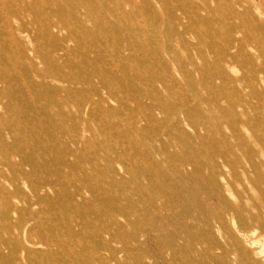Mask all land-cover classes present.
I'll return each instance as SVG.
<instances>
[{"label": "rangeland", "instance_id": "rangeland-1", "mask_svg": "<svg viewBox=\"0 0 264 264\" xmlns=\"http://www.w3.org/2000/svg\"><path fill=\"white\" fill-rule=\"evenodd\" d=\"M211 2L63 0V3H45L42 17L29 18L33 36L26 45L32 49L40 45L41 58L34 51L30 55L45 76L51 71L53 76L48 77L49 83L43 84L36 71L26 70L28 60L17 61L19 76L10 83L14 99L9 118L18 120L15 127L28 137L31 146L48 137L50 132L44 134L40 131L52 125L56 134L62 132L63 145L80 147L77 157L62 149L51 160L52 155L48 152L47 162L52 163L53 169L57 157L65 158L77 169L71 170L66 165L62 174L50 170L54 182L60 180L59 192L51 190L50 194L53 199L56 192L61 197L51 203V224L66 230L70 239L84 240L83 245L90 251L96 249L99 239L109 241L111 251L118 259L112 264H177L182 260L174 251L183 248L188 240L193 241L195 247L190 256L195 257L193 264H210L213 259L207 256L212 246L208 226L215 222L211 219L213 216L200 214L196 203L187 194L193 189L201 191L202 187L205 192L210 190L212 193L214 185L208 183V179L215 174L211 168H215L219 176L220 171L230 170L228 166L224 167L225 161L234 170L236 168L240 180V184L235 183L234 193L238 191L245 204H252V213L264 209L260 196L262 188L257 186L261 179L259 161H264V140L260 141L264 139V86L254 90L242 82L230 83L216 75L217 63L228 56L227 50L217 55V47L210 43L213 39L206 35L199 38L195 29L200 31L201 27L195 25L193 15L199 25L203 24L202 27L215 34L223 31L229 41L235 38V32H231L229 26H235L237 22L232 21L234 18L224 8L227 6L224 1L219 7L218 3ZM43 17L58 25L64 24L63 38L59 42L66 50L67 60L62 59L60 68L55 61L54 67L46 63L50 56L58 62L60 60L53 54L58 44L53 39L55 28L48 30ZM259 22L262 30L252 29L245 44L254 57L253 63L247 64L244 58L221 63L229 69L232 77L264 78V19ZM48 38L52 39V44ZM216 40L219 47L220 40ZM187 44L191 47L187 48ZM58 53L62 55L63 49ZM43 54L47 57L45 60ZM156 59L166 67L168 78L176 82L181 96L165 92L162 83L155 81ZM206 59L212 64L210 69H202V61L207 62ZM179 60H192L194 66L182 69L176 63ZM208 78L225 96L218 105L207 87ZM21 82L28 86L26 91ZM34 82L42 84L41 92L34 90ZM113 82L118 85L111 86ZM50 83L70 91L62 93L56 88L54 94ZM96 92L107 101L110 110L85 114L88 123L75 127L80 103L88 97L90 101L99 99L101 96ZM243 97L250 103L248 114V108L240 104ZM49 116L55 117L54 120ZM56 127H59L57 131ZM5 130L0 126V137ZM88 141L92 144L88 145ZM115 149L123 151L126 158L119 156ZM188 158L194 165H190L186 172L183 165L190 160ZM251 170L256 171V178H249ZM97 173L103 176L98 178ZM87 177L91 181L86 180ZM222 180L220 185L227 191L228 198L237 201L238 196L232 194ZM80 192L85 201L81 202ZM198 197L206 203L207 199L201 195ZM214 197L212 202L218 206L210 208L209 212L224 206ZM164 207L177 208V216L183 222L176 226L168 219V223L164 222L166 214H170L169 210H163ZM191 217L194 230L184 223H191ZM174 229L184 232L187 237L172 235ZM195 232H199L200 237ZM257 234L256 245L264 251V238ZM76 252L81 253L82 247L76 248ZM216 252L222 253L221 250ZM231 258L236 264L235 256L231 255ZM71 259L72 264H91L88 259L81 261L73 256ZM214 261L222 264L220 260ZM23 262L21 259V264Z\"/></svg>", "mask_w": 264, "mask_h": 264}, {"label": "bare ground", "instance_id": "bare-ground-1", "mask_svg": "<svg viewBox=\"0 0 264 264\" xmlns=\"http://www.w3.org/2000/svg\"><path fill=\"white\" fill-rule=\"evenodd\" d=\"M222 1H224V3H226L227 5H225L226 7H224L230 14L227 15L234 18L232 19V21L235 20L237 22V24L234 23L237 28L232 29V27H235L233 24L229 26L230 31L235 32H233L235 34V38L232 41H229L226 39L225 35L222 34V30V33L216 32L215 34L212 29V32L210 31V29H205L204 27H202L203 24H201V22V25H199V21L198 19H196L194 14L193 18L196 21L195 25L201 27L200 31L197 28L195 29V31L199 32V38H201V35H206L213 39V41H211L210 43L211 45H213V47H217V55L227 50L228 56H224V60L221 59L217 63L218 67L216 75L230 83H236L238 81L242 82L247 88L255 90L260 85L264 86V78L260 76H256V78L232 77L229 69L227 67H223L221 63L222 61L233 63L243 58L247 61V64L253 63L254 57L252 53L245 48V44L250 38V31L252 29H256L257 32L259 30H262L260 29L261 26L259 20L261 18L264 19V0H210L211 3H218V7L220 6ZM51 2L63 3V0H0V41L3 43L2 44L0 42V126L6 129V132H2V135L0 137V264H21V259L24 260L22 264H72V256L81 261L88 259L91 264H112L113 262H117L118 259L117 255L112 253L109 241L99 239V242L96 245V249L90 251L85 245H83V242H85L84 240L78 238L70 239L66 230L59 228V226L55 224H51V220L53 219L51 203L55 199L59 200L61 197L60 194H58L60 190V180L57 179V182H54V179L51 178L50 170L53 169V165L52 163L47 162V158H49L48 152L52 155L51 160L54 156H57L56 154L62 149H66L68 155L77 157L80 155V147L75 148L73 146L70 147L67 144L63 145L61 143L62 132L59 131L56 134L54 132V126L52 125L47 128L43 127V130L40 131L44 134L50 132V135L42 139L39 144H34L33 146H31L30 142L28 141V137L19 132V130L17 131L15 124H17L18 120L16 121L13 118H9V112L13 105L14 99V92H12L10 83L14 80V78L19 76V71L16 67L17 61L28 60V68H26V70L36 71L37 75L41 77V81H43V84L49 83L50 80L48 77L53 76L52 71L50 75L47 74V76H45V72L38 69L35 60L30 55L31 51H34L37 53L35 55L41 58L39 55L41 54L39 53L40 45H38L34 49L26 45V43L31 42V38L33 36V34H30L32 28L31 26H29V18L31 17V19H34L42 17V11L46 9L45 3ZM218 7L216 8L217 10H219ZM1 20L3 22H1ZM42 20L48 25V30H52L55 28L53 39H55L58 43L57 49H63L62 55L61 53H58L57 49L53 51V54H56V56H58L60 62L56 61V59L51 56L47 58L44 54L43 60L47 58L46 63H51L53 67L55 61L57 63L56 66L60 68L61 64L63 63L62 59L66 58L67 60L66 50L62 48L61 42H59L61 38H63L62 29L64 28V24L58 25L47 17H43ZM10 27L12 28L10 29ZM46 32H42V34L46 35ZM48 34L50 33L48 32ZM147 38L149 39V37ZM216 38L220 40V48L217 46L218 42ZM50 42L51 44L53 43L52 39H50ZM190 47L191 45L187 44V48ZM191 50L193 49L191 48ZM206 61L207 62L202 61V69L211 68L212 64L208 62L207 59ZM176 63L182 69H186V67H189L190 65L194 66L192 60H179ZM163 72L165 74H163ZM154 73L155 81L162 83L163 90L165 92L171 94L172 96L173 94L178 96L182 95L178 94V85L175 81H170L167 76L166 67H162L160 65V61H158V65L155 66ZM211 80V78H208L206 80L207 87L214 94L215 101H217L218 105L220 100L225 96L223 95V93H221L220 87H217ZM193 82L196 81L193 79ZM20 85L26 91V88L28 87L26 83L21 82ZM116 85L118 84L113 82L111 86ZM193 85L195 86L196 84L193 83ZM32 86L36 92L42 91L41 83L34 82ZM16 87H18V84L16 85ZM50 87L52 88L51 91L55 92L54 94H56V88L62 91V93H68L70 91L69 89L64 87L61 88L53 85ZM235 92L239 93L238 90H235ZM115 93L118 94L119 90L116 89ZM153 93H156V90H153ZM96 94L98 96H101L99 92H96ZM228 96L230 97V94H228ZM255 96H260V94L255 93ZM101 98L102 96L99 99L90 101V97H88V100L86 99L80 103L75 127L80 124L88 123L85 114L87 115L90 112H95L100 109L106 111V109L108 108L110 110L111 107H108L106 105L107 101ZM243 99L244 101H242L240 104L248 108V111L246 112L248 114L250 103L244 97ZM234 104L236 103L234 102ZM234 104H232L233 107ZM252 110L250 109V111ZM50 117L52 121L55 118L53 116H49L48 118L50 119ZM58 128L59 127H56L55 130L57 131ZM261 140L264 139H260V141ZM89 144L91 145L92 142L88 141V145ZM231 149L229 151H231ZM115 152L118 154L120 153L119 156L125 157L123 151L120 152L119 150L115 149ZM56 161L57 163L55 165V168L53 169L54 173L56 174H62L63 169L66 165H68L67 167L71 168V170H77L76 168H73L71 162L67 161L63 157H57ZM191 161L193 160L190 159L183 165L185 166L186 172L190 165H194V163ZM236 162L234 164H236ZM239 163L240 162H238V164ZM32 165H34V167H31ZM223 165L224 167L228 166L230 170L220 171L219 176L216 175L215 168H211V171L213 172V174H215L208 179V183L214 185L212 193L210 192V190L205 192V188L202 187L203 190L200 189L202 192L193 191V189L190 190V192L187 194L189 195L190 199L196 203L199 213L207 214L210 217L213 216L211 219L215 222L213 226H208V228L210 229V231H208V235L210 234L211 238H209L212 241L210 251L212 252H210L208 249L210 254L206 255L209 258L213 259L210 264H217L214 260H220L222 264H233L231 255L235 256L236 264H264V251L262 249H259L256 245L258 235L257 232L264 238V209H261L259 212L253 213L250 211L252 204H245L242 200L241 194L238 191L237 193H234L236 191L234 190V187H236L235 183L238 182V184H240L238 174L235 173L236 168L234 170L229 164H227L226 161ZM27 166H29L30 168H27ZM195 167L197 166L195 165L194 168ZM258 168V174L260 175L261 179L260 182L258 181L259 183H257V186L262 188L260 191V196L262 197L264 203V161H259ZM197 170L199 169H196V171ZM112 172H114V170H112ZM255 172L251 170V174H249L250 179L256 178V175H254L256 174ZM181 175H183L182 172ZM96 176L99 178L103 175L101 173H97ZM235 177L236 179L233 181V178ZM86 180L91 181L88 177ZM221 180L227 183L229 189L233 191L232 194H236L238 196L237 201H232L228 198V196L226 195L227 191L223 188L222 185H220ZM256 181L257 180L255 179V182ZM255 182L253 181V183ZM51 190H53L54 192L55 190L58 191L55 193L57 196L54 199L52 194H50ZM203 194H205V196H203ZM199 195L202 196L201 198L207 199L206 203H204L203 200L199 199ZM79 196L82 197L81 202L85 201L83 193L80 192ZM213 196H215L214 198H217L218 203L223 204L224 206L220 207L218 211L216 210L215 212H209V209H214L216 205V202H212ZM198 200L199 202H197ZM186 209L189 211L188 208ZM163 210L170 211V214H166L167 217L164 218V222L168 223L169 221H171V223L175 226L183 222L180 220L179 216H177V208L169 209L164 207ZM167 219L169 221H167ZM184 219L185 218H183V220ZM190 219H192L191 223H187L188 221L184 223L188 225V227L192 226L194 230L195 225L193 224V218L191 217ZM215 228L216 231L214 230ZM171 234L175 236L178 235L181 238L187 237L184 232L175 229L171 232ZM195 235L199 236V232H195ZM31 244L34 245V247H32ZM37 244L39 245V247L37 246ZM79 246L82 247L81 253L76 252V248H78ZM172 250L174 251V248H172ZM194 250L195 247L193 241L190 242L188 240V244H186L183 248L174 251L180 256V259L182 260V262H178L177 264H193V262L195 261V257L190 256L192 255ZM217 250H221L222 253H217ZM76 263L79 262L77 261Z\"/></svg>", "mask_w": 264, "mask_h": 264}]
</instances>
